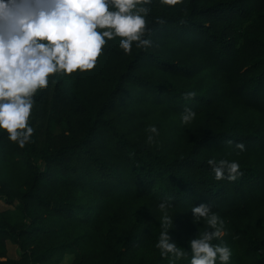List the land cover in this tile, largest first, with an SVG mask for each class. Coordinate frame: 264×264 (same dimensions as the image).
<instances>
[{"label":"trees","instance_id":"16d2710c","mask_svg":"<svg viewBox=\"0 0 264 264\" xmlns=\"http://www.w3.org/2000/svg\"><path fill=\"white\" fill-rule=\"evenodd\" d=\"M148 7L150 47L125 55L117 38L93 70L57 74L36 94L25 147L0 131V196L18 207L0 209V264H169L155 246L162 200L180 246L204 230L191 207L207 202L230 264H264V0ZM209 159L243 175L216 180Z\"/></svg>","mask_w":264,"mask_h":264},{"label":"clouds","instance_id":"9594fccd","mask_svg":"<svg viewBox=\"0 0 264 264\" xmlns=\"http://www.w3.org/2000/svg\"><path fill=\"white\" fill-rule=\"evenodd\" d=\"M181 0H159L176 5ZM153 0H0V131L20 148L32 140L35 132L29 122L38 91L55 82L57 74L71 75L93 70L109 41L118 39L125 55L133 48L150 47L151 29L147 17ZM158 22H163L162 20ZM189 91L185 98H194ZM197 112L186 107L181 123L190 124ZM149 142L159 134L155 124L147 129ZM236 149L245 150L242 141L227 140ZM216 180L235 181L243 175L237 160H208ZM169 200L158 205L161 229L156 247L160 255L177 264L189 256L187 264H230L231 247L221 238L226 234L225 220L212 211L209 203L191 207L192 223L197 231L180 246L170 236L173 216ZM219 241V242H215Z\"/></svg>","mask_w":264,"mask_h":264},{"label":"rangeland","instance_id":"374dc122","mask_svg":"<svg viewBox=\"0 0 264 264\" xmlns=\"http://www.w3.org/2000/svg\"><path fill=\"white\" fill-rule=\"evenodd\" d=\"M16 203L17 202L10 204L4 199L3 196H0V209L1 210L7 209L16 214L18 211V207ZM7 245H8V257L12 259L20 258L22 252L19 246L11 240L7 241ZM73 259H74V255L67 254L64 260L60 264H70Z\"/></svg>","mask_w":264,"mask_h":264}]
</instances>
